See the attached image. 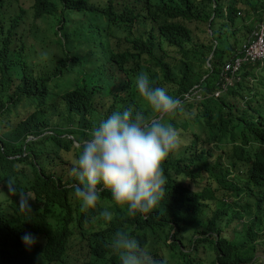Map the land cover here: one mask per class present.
<instances>
[{
	"label": "trees",
	"instance_id": "obj_1",
	"mask_svg": "<svg viewBox=\"0 0 264 264\" xmlns=\"http://www.w3.org/2000/svg\"><path fill=\"white\" fill-rule=\"evenodd\" d=\"M6 2L0 0V85L6 93V101H0V119L23 105L30 109L17 117L14 126L5 125L1 129L0 182L10 185L12 191H21L19 183L26 181V192L19 193L28 192L41 208L22 210L14 202L11 205L13 215L9 216L0 204V264L68 262V253L77 251V247L84 246L86 241L91 257L88 264H120L109 248L117 231H127L154 258L165 259L167 264H203L183 250L178 241L168 245L167 240L174 230L170 224L178 228L177 240L184 231L183 225L198 224L214 201L221 204V210L210 224L212 231L221 233V228L216 227L230 210L239 220L245 219L246 213L249 216L255 214L256 218L251 220L248 239L242 243L234 242L223 230L217 239H204L216 251L213 264H248L253 260L248 254L264 233V105H260V102L264 103V68L255 86L249 82L245 84V81L220 99L210 97L203 102H186L184 114L169 121L179 137L190 130L195 138L182 151V158L176 156V150L163 162L166 194L147 215L127 217L113 204L111 194L106 191L101 192L95 209L82 211L74 196L76 178L69 176L64 181L58 172H50L49 165L62 158L61 151L70 152L74 148L73 140L63 138L64 135L83 143L88 139V131L113 112H122L129 106L142 110L134 101L131 89H110L106 71L99 67L101 61L128 76L147 74L152 87L165 88L175 98L182 97L208 76L203 85L206 92L212 94L219 86L222 67L234 58L240 47L239 41L235 44L236 50L234 47L224 49L223 45L231 39L229 32L239 24L241 5L261 9L259 18L263 20L264 3L255 5L253 0H30L29 8L20 6L21 12L7 22L2 16ZM58 10L64 26L74 13L100 19L101 29H89L88 32L89 40L100 48V54L93 51L85 56L73 55L68 58L70 66L66 61L58 62L55 76H36L32 69L36 64L25 55V44L21 36L16 39V30L29 13L33 20H38L55 16ZM101 19L106 21L105 30ZM141 21L151 22L154 29L146 35L133 36L134 25ZM200 22L209 23L211 30V39L202 45L195 42L189 27V24ZM122 38L129 44L126 48L107 45L109 39H116L120 44ZM166 48L178 49L181 54L178 63L166 60ZM213 53L212 69L196 74L192 64H206ZM260 65L252 67L245 76H253ZM85 66L91 69L83 79L77 71ZM66 73H77L73 88L61 95L53 94L51 83ZM235 101L242 104L238 107ZM245 102L247 106H244ZM60 103H63L62 107ZM103 110L106 111L103 113ZM55 114L57 120L52 118ZM52 124H62L65 128L52 130ZM47 131H52V135H46ZM28 136L38 139L27 142ZM184 137L185 134L181 139ZM230 146L233 149L231 165L237 167L242 162L248 169L236 180L229 179L232 171L224 162ZM75 155L78 158L79 148ZM215 158H218L217 162ZM204 167H208L206 171L210 173L206 187L202 191L185 189L180 179H200L198 170ZM243 194L254 201L255 213L253 204L242 205L240 202ZM234 196L238 198H232ZM226 199L236 201L230 203ZM105 209L114 214L110 238L100 236L101 225L109 224L102 222L99 215ZM34 227L41 230L34 231ZM159 230L164 231L166 238ZM26 233L43 238L41 241L35 239L36 251L23 242ZM200 241H196L197 247ZM165 246L169 249L168 259L161 253Z\"/></svg>",
	"mask_w": 264,
	"mask_h": 264
},
{
	"label": "clouds",
	"instance_id": "obj_2",
	"mask_svg": "<svg viewBox=\"0 0 264 264\" xmlns=\"http://www.w3.org/2000/svg\"><path fill=\"white\" fill-rule=\"evenodd\" d=\"M8 2L9 0H7L5 7L7 6ZM2 16L4 19H6L4 10L2 12ZM10 20L11 19L7 20V22ZM259 25L256 26L253 32ZM6 27H9V23H7ZM24 30L25 29H22V26L17 28V40H19L20 36L23 40ZM88 32H90V30H88ZM252 34L248 40L251 38ZM248 40L244 43V45L248 42ZM88 41L93 42L90 40ZM108 44L109 46L112 44L110 39ZM244 45L237 51L234 58L240 54L244 48ZM66 46L67 39L65 47ZM96 52L100 54V48L97 49ZM72 56H68V58L71 59ZM231 60L232 59H230L228 62ZM69 61L71 62V60ZM209 63L212 68L211 62ZM105 65L108 64H104L102 61L99 63V67H102L103 70H105ZM257 66L258 65L250 66L249 71L252 70V67ZM86 67L87 66H85L84 69H80L78 72L80 76H82L83 72L86 74L88 71ZM262 68H264V66H261L259 70ZM68 74L70 73H66L63 76ZM76 77L77 73L76 75L72 76L73 82ZM252 77L255 78L256 82L254 84L251 82L249 83L251 86H255V84L259 81V78L256 74H254ZM207 78L208 76H205L203 81L200 83L202 86H204L203 83ZM245 81L247 80H244L243 82ZM135 87L141 100L146 103L149 112L145 114L144 111L137 110L134 106H129L122 112L115 111L107 118L101 120L98 125H96L90 131L89 138L85 139L83 143H80L79 145L78 158L75 160L69 174L75 177L78 181V183L74 185V196L80 202L82 211L87 212L89 209H95L97 207L98 201L100 200L101 192L106 191L111 194L113 204L116 207L124 211L127 217L134 218L137 215L149 214L159 205L166 194L165 189L167 185V177L165 176L162 164L170 154L178 150L180 147V139L177 130L169 121L174 119L177 115L184 114L183 104L186 102L182 103V101L184 100L185 95L191 92L192 89L182 97L175 98L169 95L165 88L152 87L149 83V77L144 73H141L136 77ZM0 96V101L5 102L6 93L3 92V87L1 85ZM60 105L62 107L63 103H60ZM244 106H247L246 102L244 103ZM28 109H30V106L23 105L17 110L13 111L11 114L2 117L0 119V128L2 125L14 126L17 117L26 113ZM52 118L53 120H57V114L53 115ZM70 128L73 129L75 127ZM52 133V131H47L45 134L52 135ZM37 139V137L28 136L26 141L30 142ZM69 139L73 140L74 145L75 143H79L75 138H73V136H69ZM187 179H180V183H182L185 189L189 188L186 184ZM4 185L9 186V194L14 192L11 190L10 185ZM21 194L22 193H14L12 197L14 202L22 207V210L24 208H28L33 211V208H41L34 203L35 200L29 196L28 192L26 194ZM10 200L13 204L11 198ZM232 200L233 202L236 201V199ZM227 201L230 202V200ZM0 204L2 205V203ZM216 204L217 210L214 211L215 214L211 218L208 227H206L207 230L204 232H199L204 234L206 233L207 237L205 238H214L212 235H209L218 231H212V227H210L211 222L215 220L216 214L221 210V204L215 201L212 203V207ZM9 210H4V212L7 215L12 216L13 211L12 213H9ZM210 210L213 211L212 208ZM210 210L204 212L203 217L198 224H194L192 226L183 225L184 231H182V236L186 235V230L188 228H195L199 225H202L203 218L209 213ZM99 215L103 220L102 222H108L109 225L112 224L114 217L113 212L105 209ZM170 226L174 228L175 233L177 234L178 228L173 224H170ZM216 229H220V227H216ZM40 230L41 229L38 227H34V231ZM222 230L223 229L221 228V233H219V236L214 239L219 238L220 234L222 235ZM158 232L161 234V230ZM39 235L45 236L43 234ZM34 237L30 233H26L22 237L25 245L28 246L32 251H36L37 249V246L34 244L36 242L35 239H38L39 241L43 239L39 236ZM174 238H176V236ZM109 248L111 254L119 259L120 264H167L165 259L154 258V256L147 249L142 247L139 241L127 231H117L112 238ZM261 264H264V262Z\"/></svg>",
	"mask_w": 264,
	"mask_h": 264
},
{
	"label": "rangeland",
	"instance_id": "obj_3",
	"mask_svg": "<svg viewBox=\"0 0 264 264\" xmlns=\"http://www.w3.org/2000/svg\"><path fill=\"white\" fill-rule=\"evenodd\" d=\"M23 1L24 0H19V1L9 0L7 6L4 9L6 20L12 19L15 16H17V14L21 12L20 6L22 7L23 5H25L26 8H29L30 0H26L27 2L25 3ZM253 2L255 5H262L264 3V0H253ZM240 8H241V13H240L241 16L239 18V24L236 27H234L232 31L229 32L231 39L229 40V42L223 45L224 49L234 47L233 50H236L237 45L235 44L237 41H239V45H240V47L238 46V48L241 49L244 43L248 40V38L252 34L250 33L251 30L255 29L256 26L259 25L260 23L264 22V19L261 20L259 18V13L261 11L260 8H259L260 10L258 11L257 8L255 9L251 6H247L244 4H242ZM61 19L62 17L60 11L55 16H46L38 20H33L32 16L29 13L28 15H26L25 21L22 22V29H25L23 31V40L25 43V55L31 58L33 63L36 64L32 68L36 76H43V75L55 76L59 61H66L67 64L70 65L71 62L68 60V56L71 57L72 54L73 55L79 54L81 56H85L97 50V47H94L95 45L93 44V42L88 41L90 39V34L88 33V30L89 29L96 30L98 28L101 29L102 23L98 17L94 15H82V14L74 13L70 17V19H67L65 26L64 24L61 23ZM102 22L104 24L103 29L105 30L106 21L102 20ZM189 27L193 31L195 42L200 43V45L208 42L211 39V30L209 27V23L206 22L192 23L189 24ZM151 29H154V25L151 22L149 21L137 22L133 27L132 35L133 36L146 35ZM233 33H236V35H233ZM66 39H67V46L65 47ZM112 44H115L117 49L126 48L129 45L123 38L121 39L120 44H118L116 39H112ZM107 45H109L108 42ZM190 47L191 46L189 45V48ZM177 50L178 49L176 48H166V52L168 54L166 60H169L174 64L178 63L181 59V54ZM98 57L101 58L100 55H98ZM211 59L212 58L210 57L206 64H201V63L192 64V69L195 71L196 74H202L207 71H210L212 69L209 63L211 62ZM60 68H63V66L60 65ZM104 68L106 70V77L109 82L110 89L111 90L131 89L133 93V99L136 102L137 106H139L142 110L148 113L149 109L146 103L141 100V98L139 97L136 91L135 79L137 76H131L132 74L128 76L124 73H121L114 66L110 64L105 65ZM86 69L89 70L90 68L87 66ZM157 70L159 71V69ZM261 70H263V68L255 71V74L258 76V78H260V75L262 74ZM79 71L80 69L77 72ZM73 75H76V73H70L66 76H61L60 79L55 80L51 84L52 93L61 95L62 93L72 89ZM85 76H86L85 72H83L82 74L83 79H85ZM248 82H251V80L248 79L245 82V84H247ZM165 87L167 88L168 86ZM234 98L236 99V97ZM234 104L239 107V105L242 103H239V101H235ZM260 105H264V103L260 102ZM105 111L106 110H103L102 112L104 113ZM186 116L189 117V114H187ZM2 128L3 125L0 128V132L2 131L1 130ZM57 128L64 129L65 126L62 124H52V130H55ZM194 129L198 131L197 127H194ZM88 133H90V131H88ZM189 133H191L192 135ZM184 134L185 137L184 140H182L181 138L184 136ZM184 134L179 137L180 147L175 153L176 156L180 158H182V151L186 149L187 146H190L192 144V140L195 138L193 132L190 130L184 132ZM64 137H67L69 139V136H64ZM87 138H89V136ZM79 145L80 143H75L74 148L70 152H66L65 150L61 151L60 154L62 158L57 159L56 162H53L49 165L50 172H58L60 175L63 176L64 181H66L69 178V176H71L69 173L75 160L77 159L75 152L79 148ZM219 151H220L219 153H222L221 150ZM227 151L228 154H226L224 162L225 165L230 166L232 171V175L229 176V179L236 180L238 176L245 175L248 169L247 166L242 162L237 167H233L230 162L231 161L230 157L233 156L232 146L228 147ZM214 161L217 162L218 158H215ZM207 168L208 167H204L198 170L201 173L200 179L194 180L192 177H189L187 179L186 184L193 191H199V190L202 191L209 183V180L207 178H209L210 173L206 171ZM27 169L31 171V167H28ZM212 183H216V182L212 181ZM27 186L28 184L26 183V181H20L19 188L21 189V191L15 190L14 192L9 194V186H5L4 183L0 182V203H2L3 209L5 211H8L11 208L12 202L10 198L14 203V199L12 197L13 194L19 192H26ZM230 193L232 192L230 191ZM216 195L220 196V193L217 192ZM232 198H238V197L234 196ZM240 202H242V205H247L248 202L253 204L252 211L255 213L256 207L254 205V201L250 200L246 194L242 195ZM230 203H233L232 199H230ZM236 208L238 209V207H233V209ZM212 209L213 211L210 210L209 213L203 218L202 225H199L198 227L195 228H188L186 230V235L184 236L181 235L179 236V239L175 240L176 238L174 237L177 235L175 233V230L172 233H170L169 235L170 237L167 240V244L171 245L174 241H178L181 245H183L182 246L183 250H185L186 252H190L192 257L195 258L197 262L200 261L203 264H213V261L216 258V251L214 250L213 246L212 247L209 246L210 244L208 241H204V238L207 237V234L199 233L207 230L206 227H208L211 218L214 216L215 214L214 211L217 210V204L214 205ZM9 213H12V209L9 210ZM234 214L235 213L233 212V210H230L228 215L224 217L223 223L219 222L221 223L219 227L222 228L223 232L225 234H228L230 239H233L234 242L242 243L246 239H248V235H247L248 228L252 223L251 220L255 219L256 217L255 214L249 216L246 213L245 214L246 218L243 220H239L235 218ZM102 225L103 227L100 236L105 238H110L111 236H113V230L111 228V225L109 224H102ZM168 228L170 229V227ZM161 234L166 238L164 231L161 230ZM211 235L212 237L216 238L219 236V232L216 231L210 234L209 236ZM262 236L263 237H261V239L255 243L256 246L254 248L252 247V249L250 250L248 257H252L253 260H251L248 264H255V263L261 264L264 262V233ZM209 239H211V237ZM197 240H201L198 247L196 245ZM161 253L167 259L170 257L169 249L167 248V246L162 248ZM67 256L69 258L68 262H64V263L60 262L54 264H88L91 258L89 254L88 241L84 243V246L79 245L77 247V251L69 252Z\"/></svg>",
	"mask_w": 264,
	"mask_h": 264
},
{
	"label": "built area",
	"instance_id": "obj_4",
	"mask_svg": "<svg viewBox=\"0 0 264 264\" xmlns=\"http://www.w3.org/2000/svg\"><path fill=\"white\" fill-rule=\"evenodd\" d=\"M258 64L264 66V22L253 32L240 54L223 67L221 81L218 83V89L213 94L206 92L204 86L199 84L185 95L182 103L201 102L210 97L221 98L231 88L244 80L250 79L251 83L254 84L256 82L255 78L252 76L247 78L245 75L249 71L250 66Z\"/></svg>",
	"mask_w": 264,
	"mask_h": 264
},
{
	"label": "water",
	"instance_id": "obj_5",
	"mask_svg": "<svg viewBox=\"0 0 264 264\" xmlns=\"http://www.w3.org/2000/svg\"><path fill=\"white\" fill-rule=\"evenodd\" d=\"M216 49V48H215ZM213 57V54H212V56H211V58Z\"/></svg>",
	"mask_w": 264,
	"mask_h": 264
}]
</instances>
